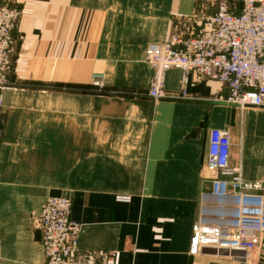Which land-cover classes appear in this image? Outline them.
I'll use <instances>...</instances> for the list:
<instances>
[{
	"label": "crops",
	"instance_id": "obj_1",
	"mask_svg": "<svg viewBox=\"0 0 264 264\" xmlns=\"http://www.w3.org/2000/svg\"><path fill=\"white\" fill-rule=\"evenodd\" d=\"M216 0H0L22 16L0 133V264H42L40 211L72 202L79 248L113 264H264V234L246 253L191 252L211 129H228L231 165L264 186V107L222 99L219 82L192 74L180 98L148 96L149 45L203 27ZM104 75V90L91 84Z\"/></svg>",
	"mask_w": 264,
	"mask_h": 264
},
{
	"label": "built area",
	"instance_id": "obj_2",
	"mask_svg": "<svg viewBox=\"0 0 264 264\" xmlns=\"http://www.w3.org/2000/svg\"><path fill=\"white\" fill-rule=\"evenodd\" d=\"M22 12L0 3V133L4 99L16 52L14 31ZM145 60L154 68L148 96L168 97L165 74L177 69L180 98L188 97L192 74L219 82L227 89L222 100L241 108L264 107V0H221L206 15L203 27L188 35L171 34L149 45ZM91 84L103 91L104 75L95 73ZM234 145L228 129H211L205 166L217 176L200 197L199 216L193 226L191 252L205 249L244 251L256 249L264 234V186L245 181L231 165ZM72 202L49 197L39 216L42 264H113L108 253L83 252L79 248L82 224L71 216Z\"/></svg>",
	"mask_w": 264,
	"mask_h": 264
},
{
	"label": "rangeland",
	"instance_id": "obj_3",
	"mask_svg": "<svg viewBox=\"0 0 264 264\" xmlns=\"http://www.w3.org/2000/svg\"><path fill=\"white\" fill-rule=\"evenodd\" d=\"M221 0H216V6H214L213 7V9H212V11L210 12V13H213V12H215L216 11V9H217V6H218V3L220 2ZM18 9H20V8H18ZM20 11L22 12V10L20 9ZM22 16V15H21ZM13 66V65H12ZM236 106V105H235ZM239 107V106H238ZM241 108V107H240ZM53 197H62V196H53ZM46 203V202H45ZM45 205V204H44ZM43 205V206H44ZM43 208V207H42ZM41 211H42V209H41ZM41 211H40V213H41ZM219 251V250H218Z\"/></svg>",
	"mask_w": 264,
	"mask_h": 264
}]
</instances>
